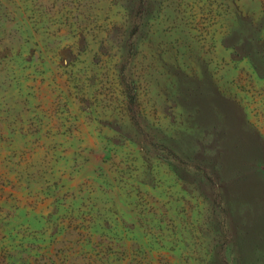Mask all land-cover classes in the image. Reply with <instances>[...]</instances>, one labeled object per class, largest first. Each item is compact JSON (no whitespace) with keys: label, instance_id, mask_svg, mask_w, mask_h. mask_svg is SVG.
<instances>
[{"label":"rangeland","instance_id":"1","mask_svg":"<svg viewBox=\"0 0 264 264\" xmlns=\"http://www.w3.org/2000/svg\"><path fill=\"white\" fill-rule=\"evenodd\" d=\"M0 264H264V0H0Z\"/></svg>","mask_w":264,"mask_h":264}]
</instances>
